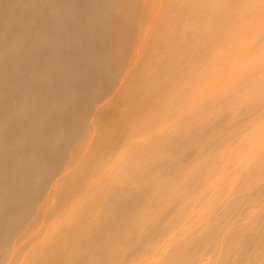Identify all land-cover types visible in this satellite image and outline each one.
Segmentation results:
<instances>
[{
  "label": "bare ground",
  "instance_id": "6f19581e",
  "mask_svg": "<svg viewBox=\"0 0 264 264\" xmlns=\"http://www.w3.org/2000/svg\"><path fill=\"white\" fill-rule=\"evenodd\" d=\"M256 6L0 0V264H264V210L248 227L208 197L242 155L191 159L212 152L204 126L234 105L175 118L191 109L185 82L201 79L202 45L227 30L234 41L247 23L236 17ZM171 121L143 158L165 155L162 174L132 166ZM263 171L264 159L251 171L258 183L236 187L248 210L264 201Z\"/></svg>",
  "mask_w": 264,
  "mask_h": 264
},
{
  "label": "rangeland",
  "instance_id": "374dc122",
  "mask_svg": "<svg viewBox=\"0 0 264 264\" xmlns=\"http://www.w3.org/2000/svg\"><path fill=\"white\" fill-rule=\"evenodd\" d=\"M252 4L257 6L251 8L248 14L239 13L238 16L236 15L238 20L241 19L240 21H246L247 23L238 27L239 29L236 31V38L234 41L229 42L230 37L227 36H231V32L228 33L227 30L225 32H219L221 38L226 36L220 44H215V40L214 42L210 41L202 45L200 50L201 56L203 55L201 59L202 62L198 66L201 68V79L195 76L196 79L191 84L189 81L185 82L187 91L186 98L191 101L189 107L191 109L188 110V108H185L187 109L185 110L183 108L180 110L181 112L179 111L175 115V118L177 117L176 119H179L185 113L193 111L192 113L195 112V114H199V117L203 116L204 118L206 115H215L216 112L225 109L226 106L234 105V107H232L233 111H229L226 118L220 116L204 126V130L208 132V140L214 143L212 147L209 148V151L211 150L212 152H205L203 158L196 159L195 157H191V159L194 158V162H199L201 165H208V163L213 160L217 161L215 158L220 157L219 154L226 152L227 154L222 157H228L229 154L234 151H239L238 153L242 155L241 158L244 159L243 156L247 153V149H245L244 146L249 144L248 154H251L249 157L251 163L249 161L242 165L243 159L239 162L235 161L232 169L228 171V174L230 173L232 175L231 178L228 179L229 181H224V184H222L223 181H219L220 185L219 183L215 185L212 189L213 193L210 192L208 195L209 198H215L217 195L218 197L220 196L217 203H219V205L228 206L226 211L232 210L231 212L232 215H235V219L239 218L237 213L241 211L240 219L242 220L240 223L243 221L244 226L248 227L254 225L256 217H260L264 210L263 201L258 207L249 208V210L251 209L249 211L247 209L248 203L242 202V206L240 205L239 199H241V193H235V191H238L236 187L240 185H244L247 188L258 183V181L253 180L251 171L256 167L258 162L260 164L262 159H264V152L263 154L261 153L264 151V0H252ZM234 19L229 21V27L234 23ZM254 23L255 27L250 28L251 24ZM203 109H206V111L204 112ZM173 125L174 121L164 123L163 128H165L163 129L161 126L160 130L157 131L159 135L158 140L151 144L147 143V146H143L141 149L142 157L132 158V161L129 163L132 166L135 164L140 166L144 165L147 170L150 168L151 171L153 170L151 177L160 176L164 169L159 166L158 163H163L166 160L165 155L160 158L153 156L145 160L143 158L149 155L153 149L166 143L164 141L167 135L166 132L174 128ZM229 126H231V128H229ZM145 137L146 136L143 138ZM244 140L245 144L243 145ZM213 154L214 157H212ZM227 161L228 159H226L225 162ZM256 161L258 162L256 163ZM157 165L159 166L158 169ZM238 170L239 172L237 173ZM263 174L262 177H264ZM231 190H234V195H231ZM251 191L253 192V190L250 189L249 192ZM220 193H225V196L221 197ZM226 193L227 195H231V198L229 195V197H227V199L230 198L228 200L229 203L232 200L239 202L237 209L234 208L233 210V206L231 205L232 208L229 206L230 204L226 201ZM240 206L243 207V209H240ZM245 209H247V211L243 212ZM249 215L251 217H248ZM128 217L130 219L128 213L123 214V218ZM195 225L196 222L194 223V226ZM197 226L199 228L201 227L200 224ZM224 244L223 242L222 245ZM112 248H116L122 252L123 244H115ZM171 249L172 246L170 244L166 245L163 249V257L169 254ZM156 258L158 260L160 257Z\"/></svg>",
  "mask_w": 264,
  "mask_h": 264
}]
</instances>
